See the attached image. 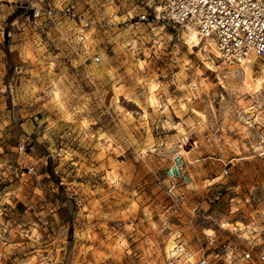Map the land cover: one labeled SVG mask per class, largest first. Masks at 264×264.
I'll list each match as a JSON object with an SVG mask.
<instances>
[{
	"label": "rangeland",
	"instance_id": "rangeland-1",
	"mask_svg": "<svg viewBox=\"0 0 264 264\" xmlns=\"http://www.w3.org/2000/svg\"><path fill=\"white\" fill-rule=\"evenodd\" d=\"M168 1L0 0V264H181L178 241L256 264L242 253L264 242L263 61L195 46Z\"/></svg>",
	"mask_w": 264,
	"mask_h": 264
},
{
	"label": "built area",
	"instance_id": "built-area-1",
	"mask_svg": "<svg viewBox=\"0 0 264 264\" xmlns=\"http://www.w3.org/2000/svg\"><path fill=\"white\" fill-rule=\"evenodd\" d=\"M58 11L70 17L75 16L69 7ZM53 12L57 11H49L50 14ZM162 17L171 25L193 24L198 38L209 40L214 46L216 56L223 61L240 62L252 54L264 63V0H169L165 4ZM139 18L145 19V13H141ZM222 172H226L225 166ZM166 179L172 201L180 203L184 197L182 191L178 190L177 183L185 184L190 180L185 160L180 154L168 166ZM221 194L220 190L213 191L207 197V202L213 203ZM262 226L264 228V220ZM257 240L252 237L248 241L242 258L264 264V242ZM173 252L181 264H215L210 262L201 244L192 251L178 241L173 245ZM46 256L47 254H42L41 258Z\"/></svg>",
	"mask_w": 264,
	"mask_h": 264
},
{
	"label": "bare ground",
	"instance_id": "bare-ground-1",
	"mask_svg": "<svg viewBox=\"0 0 264 264\" xmlns=\"http://www.w3.org/2000/svg\"><path fill=\"white\" fill-rule=\"evenodd\" d=\"M188 25H190L191 27H194L195 28V26L193 25V24H189V23H187V24H185V28L188 26ZM190 39L192 40V44H194L195 46H197L199 43H200V39L198 38V35H197V33H192L191 35H190ZM189 39V40H190ZM202 42H204V43H206V42H209L210 44H212L209 40H204V41H202ZM213 45V44H212ZM255 57L254 55H252V54H249V55H247L243 60H241L240 62H238V65H242L243 63H245L246 61H248L249 60V58L250 57ZM256 58V57H255ZM264 64V63H263ZM223 225V224H222ZM206 232H207V234H212V230L211 229H204ZM172 247V250H173V245L171 246ZM170 247V248H171Z\"/></svg>",
	"mask_w": 264,
	"mask_h": 264
},
{
	"label": "crops",
	"instance_id": "crops-1",
	"mask_svg": "<svg viewBox=\"0 0 264 264\" xmlns=\"http://www.w3.org/2000/svg\"><path fill=\"white\" fill-rule=\"evenodd\" d=\"M213 231V230H212Z\"/></svg>",
	"mask_w": 264,
	"mask_h": 264
}]
</instances>
